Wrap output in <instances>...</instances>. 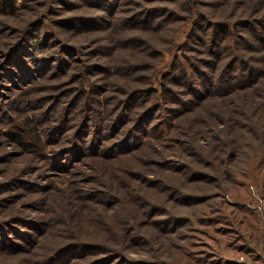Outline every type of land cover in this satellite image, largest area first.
<instances>
[{
  "label": "rangeland",
  "instance_id": "obj_1",
  "mask_svg": "<svg viewBox=\"0 0 264 264\" xmlns=\"http://www.w3.org/2000/svg\"><path fill=\"white\" fill-rule=\"evenodd\" d=\"M73 2L18 0L21 6L16 10L0 8V264H44L59 257L60 248L69 244L63 264H264V213H260L264 212V110L260 95L245 102L243 110L248 115L238 113L236 121L229 93L220 101L207 99L203 112L197 110L185 118L169 114L171 125L159 140L149 139L142 148L112 159L110 154L132 145L123 117L108 128L121 105L116 98L121 100L122 95L115 90L137 86V82H124L119 75L97 70L99 77H84L109 88L102 91L103 98L115 95L98 127L102 131L107 127L109 136L101 144V134L95 133L91 141L93 124L82 125L73 113L59 134L60 117L65 113L58 114L62 110L52 102L64 97L61 108L71 106L77 72H84L85 64L95 62L111 69L125 60L137 62L145 57L139 54L141 45L115 48L116 35L109 22L91 28L100 23L101 15L108 18L104 11ZM259 3L130 0L121 3L114 16H136L139 24L148 27L145 36L156 55L150 62L158 79L176 52L187 54L193 48L194 57L211 60L204 52L207 45L189 43L184 49L183 41L199 10L208 20H223L237 34L241 28L237 20H254L262 14L264 3ZM35 18L80 45L77 60L71 61L65 73L52 74L49 69L41 70L40 76L28 68V55L10 57ZM62 20L70 28L54 25ZM164 23L165 34L161 35L154 24ZM246 54L243 60L264 70L259 59L264 60L262 53ZM237 65L226 76L247 73L245 66ZM150 71H144V76ZM260 81L264 82V75ZM191 88L195 91L201 86ZM49 104L45 115L51 119L41 120L35 128L33 120ZM249 128L254 134L245 131ZM8 131L17 133L20 141H14ZM75 242L99 243L112 253H82L84 247H75Z\"/></svg>",
  "mask_w": 264,
  "mask_h": 264
},
{
  "label": "trees",
  "instance_id": "obj_2",
  "mask_svg": "<svg viewBox=\"0 0 264 264\" xmlns=\"http://www.w3.org/2000/svg\"><path fill=\"white\" fill-rule=\"evenodd\" d=\"M72 1L77 2L78 6H82V4L85 3L104 11L103 14L107 15L108 18H101V16H103L101 15L98 20L100 23L92 24L91 28L101 27L105 25L104 22H109L112 33L116 35V39L114 40L115 48L141 45L139 54L145 57L138 58L137 62L125 60L123 64L117 65L111 69H105L103 65L96 64L95 62L85 64L83 66L85 67L84 72L83 70L77 72L79 75L74 82L77 83V86L72 88L73 94L71 98L73 99V102L71 103V106H68L69 108L67 109L61 108L66 102L64 97H62L61 100L58 98L57 102H52L57 103L60 106L62 112L58 111V114L65 113L60 117V120L63 121L61 122L62 130L59 134H62V132L66 130V118L72 117L69 114L73 113V117L81 121L82 125H87L88 123L93 124L91 127L93 134L90 135L91 141L95 139V133H98L99 135L101 134V144L105 141V136H109V133L107 135L105 134L107 127L104 126L103 131L98 127L99 125H103L101 122H103L106 117L108 103L111 99H115V95L111 94L107 99L105 97L103 98L102 91H107L109 88L102 87L101 83H98L93 79H91L90 82L88 78L84 77V75L90 78L91 76L99 77L96 74L97 70H107L109 75H119V77L124 79V82H127L128 80L137 82L135 83L137 86L128 85L126 88L118 86L115 90L122 95L121 100L116 98L121 105L115 112L116 120L113 118L110 122L111 126L108 128L112 129L116 125L115 122H118L119 119L123 117L124 120L122 123L125 121L128 122L125 135L127 136V141L131 140L132 145H129L126 149L117 150L115 153L110 154L112 159H119L121 155L129 153L131 150L142 148L148 144L149 139H152L153 141L159 140V138L168 131L171 125L170 121L167 120V118L170 117L169 114H173L174 118L177 116L185 118V114L193 113L197 110L203 112L205 111L206 100L210 98L219 99L216 101H220L223 96L229 93L233 98V100H229V102L231 101L232 105H235L236 107L231 109V111L235 113L234 121L237 120L238 113V115L247 114V111H244L243 107L247 105L245 102H248L252 95H260L261 100L259 104L264 110V82L260 81L264 75V70L261 71L259 67L256 66L257 68H255L250 62L243 60V57H245L247 55L246 53L249 51L262 53L264 56V10H260L262 14H258L259 16L254 18V20L242 18L237 20L236 25H240V30H243L241 32L239 30V33L237 34H234L231 26L223 23V20H208L205 12L199 10V17H195L192 20L185 41H183L184 49H187L189 43L204 46L207 45V49H205L204 52L206 55H209L208 57H211V60L206 61L202 58L194 57V55H192V53L195 52L193 48H188L187 54L176 52L172 56L169 69L162 72L159 75V78L156 79V74L152 72L155 65L154 63L151 65L150 62L155 54L154 51H150L151 45L145 36L150 30H148V27L139 24V21H136L138 19L136 16H121L120 18L114 16L115 12L119 9V5L130 0ZM260 3H264V0H260ZM19 5L18 0H0V8L2 10H16ZM22 5L24 6V3ZM262 7V9H264V4ZM32 21L33 22L30 24L28 30L23 34V38L20 42L16 43L15 48L10 53V57L12 59L13 56L14 58H18V53L28 55V68L30 69V66L33 67L31 68V71H38L37 75L40 76H43L41 70L47 71L49 69L52 74L65 73L66 70L70 68L71 61L75 62L77 60L76 57L79 53L80 45L61 37L59 33L52 30V28L43 27L45 20H36L35 18V20ZM55 24L70 28V26L64 23V20L54 22V25ZM156 24H154V29L156 30L159 28L158 32L161 35H164L166 24L164 23L161 26H156ZM82 28H85V26ZM99 29L100 30H96H103L102 28ZM232 44H237L238 49H233ZM158 52L160 53V51ZM159 57L157 59H159ZM149 58L150 60H148ZM259 59L261 62H264L263 59ZM51 61L54 63L53 65H51ZM234 64H239L243 67L245 66L243 70H246L247 73L241 74L240 77H238L237 74L226 76V73L238 69V65L235 66ZM53 67L54 69H52ZM148 69L151 70L150 73L144 76L145 74L143 72ZM217 70H220V72L216 73L215 71ZM206 71L209 74H207ZM257 71L258 75L253 77ZM100 79L104 80L105 75L102 74ZM192 85L201 86V88L200 90L194 91L191 88ZM67 89L68 88H66L65 91H67ZM224 102L225 100L223 103ZM49 105V107H45V109L43 108L42 116L40 115V118H35L33 120L35 121V128H38L37 124H40L41 120H43V123H47V121L51 119L49 115H45L47 109L52 106V104ZM236 105H238V107ZM248 106H252L253 111L256 110L253 103H250ZM91 112H94L95 115H91ZM199 112H197L196 115ZM132 123H134L135 126H131L133 125ZM252 124L254 128L255 123ZM240 127L237 126L236 128ZM245 131L254 134L252 128L245 129ZM137 132L139 133L137 134ZM7 134L11 136L14 141H20V136L17 133L8 131ZM34 137L38 138V135ZM228 144V142H222V145ZM234 146H237V143H235ZM96 149L97 146L89 151V153H95ZM97 152L99 151L97 150ZM82 153L84 152H81L80 155H82ZM86 153L87 152L84 154ZM260 213L264 212L261 211ZM114 235L116 236V234ZM2 240L3 238L0 237V241ZM69 245L60 248V251L62 250V252L59 257H52L49 261H45L44 264H63L64 252ZM73 245H75V247H84L80 252L83 251L82 253L86 254L88 251H94L97 253L106 252L107 254L112 253V249H106L99 243L95 242H75ZM262 261L264 262V258Z\"/></svg>",
  "mask_w": 264,
  "mask_h": 264
}]
</instances>
